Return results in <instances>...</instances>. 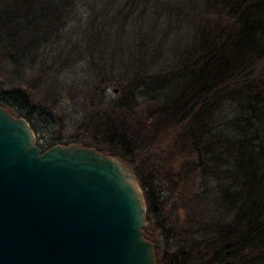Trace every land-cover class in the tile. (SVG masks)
Instances as JSON below:
<instances>
[{"label":"trees","instance_id":"16d2710c","mask_svg":"<svg viewBox=\"0 0 264 264\" xmlns=\"http://www.w3.org/2000/svg\"><path fill=\"white\" fill-rule=\"evenodd\" d=\"M94 1L0 0V107L41 152L75 144L125 163L157 264H264V0ZM188 178L200 224L159 258L151 224Z\"/></svg>","mask_w":264,"mask_h":264},{"label":"water","instance_id":"95a60500","mask_svg":"<svg viewBox=\"0 0 264 264\" xmlns=\"http://www.w3.org/2000/svg\"><path fill=\"white\" fill-rule=\"evenodd\" d=\"M146 227L119 158L75 144L41 152L26 120L0 107V264H157Z\"/></svg>","mask_w":264,"mask_h":264},{"label":"rangeland","instance_id":"374dc122","mask_svg":"<svg viewBox=\"0 0 264 264\" xmlns=\"http://www.w3.org/2000/svg\"><path fill=\"white\" fill-rule=\"evenodd\" d=\"M107 2H109V0H96L94 2H91V4H95L98 7H102L105 4H107ZM23 88L27 89V86L24 85ZM113 90L115 89L109 88L107 91V94L110 97H112V94H116L113 92ZM54 96H55L54 92H51L49 93V95L45 100V105L50 109H52L56 104L54 103ZM43 97H44V92L42 91L35 92L34 98L36 101L42 100ZM62 103H64V101H62ZM70 104H72L71 100H69L66 103V105H70ZM79 108H80V104H77L75 109H79ZM59 128H60L59 125H55L54 130L52 132L53 133L55 132V134H57V130ZM74 130L75 129H73L70 126L68 127V129L66 128L64 131H62L61 138L63 142H68L70 140V135L73 134ZM46 137H47L46 135H43L42 139H45ZM98 141H100V139H98ZM38 144L41 146V144H43V140H41L40 143L38 142ZM186 159H187V155L186 154L184 155V153H182L181 157L174 159V161L172 162V166L176 170H179V163L181 162L183 166V164L186 162ZM197 183L198 182H193L192 179L188 178L185 182H181V184H179L177 187L173 186L167 188L168 193L165 195L164 211L161 212L160 216L158 214L159 218L157 224L153 220V224H151L150 227L151 239L154 241V244L156 245L157 255L159 258H161L163 254L171 252L170 246L172 245L173 238L176 237V233L180 236L182 235V237L185 238V234H184L185 232L187 231L192 232L200 224L201 221L200 215L202 213V206L196 203V199L194 198L195 196L193 195ZM163 226L165 229L163 228ZM168 229L171 230L168 231Z\"/></svg>","mask_w":264,"mask_h":264}]
</instances>
